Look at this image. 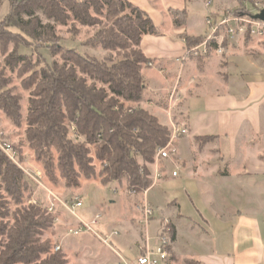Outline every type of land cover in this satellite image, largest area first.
Here are the masks:
<instances>
[{"label":"trees","instance_id":"trees-1","mask_svg":"<svg viewBox=\"0 0 264 264\" xmlns=\"http://www.w3.org/2000/svg\"><path fill=\"white\" fill-rule=\"evenodd\" d=\"M237 1L245 8L243 0ZM37 7L56 23L66 25L72 18L84 26L97 25L99 20L91 13L101 16L106 10V18L113 25L101 28L91 44L83 46L101 47L115 54L98 60L58 45L51 53L62 61L48 62L44 58L45 65L38 69L30 56L9 52L7 63L13 69L22 64L20 73L29 74L24 86L34 88L26 139L37 161L54 182L59 173L68 188L79 187L82 178L97 177L104 185L125 179L129 190H147L153 183L151 166L156 152L170 138V129L140 106L146 92L142 69L149 62L140 44L142 33L153 31L151 18L127 0H13L10 13L0 24V50L4 54L17 37L28 43L27 48L32 47L28 37L43 43L38 36V19L28 24L19 21L22 12L32 17ZM126 8L132 16L125 14ZM234 14L254 18L245 11ZM204 40L205 37L186 38L188 48ZM51 42L49 39L44 43ZM87 78L93 84L89 85ZM10 84L0 69V109L20 126L21 99ZM71 124L83 142L71 138ZM212 139L196 141L206 143ZM95 161L100 164L99 172ZM28 180L0 149V264H69L63 253L54 250L51 239L45 238V233L54 227L57 211L50 212L41 201L16 212L9 208L5 194L21 204L29 190Z\"/></svg>","mask_w":264,"mask_h":264},{"label":"crops","instance_id":"crops-1","mask_svg":"<svg viewBox=\"0 0 264 264\" xmlns=\"http://www.w3.org/2000/svg\"><path fill=\"white\" fill-rule=\"evenodd\" d=\"M127 1L153 23L140 44L153 64L142 69L140 106L189 130L172 159L151 166L153 181L161 172L147 195L153 222L167 214L172 223L165 264H264V39L226 38L223 55L190 58L186 38H206L208 18L220 21L226 3L187 16L189 0Z\"/></svg>","mask_w":264,"mask_h":264},{"label":"rangeland","instance_id":"rangeland-1","mask_svg":"<svg viewBox=\"0 0 264 264\" xmlns=\"http://www.w3.org/2000/svg\"><path fill=\"white\" fill-rule=\"evenodd\" d=\"M209 1H211L212 4L210 7H206ZM214 1L215 0H189L190 4L187 16L189 14L209 16L216 9L217 4L214 3ZM234 1L236 2L237 0ZM243 1L245 2L246 0ZM12 2L13 0H0V24L10 13ZM218 2L226 3L223 8L229 12L239 10L253 15L257 14L259 8L264 5V1L259 0L258 2H253V4H248L245 8L240 6L237 2L236 7H231L233 5L229 3L228 0H218ZM256 3L260 4L259 8L255 6ZM236 4L234 3V5ZM26 6L28 7L27 4ZM33 10L35 11L32 17L29 16L27 12H22L20 15L21 20L19 19V21L28 24L31 20L35 21L38 19L40 23L37 29L39 31L38 36L42 37L43 43L34 41L28 37L32 47L27 48L28 43L20 37H17L15 42L10 43L7 54H4L0 50V69L3 70L5 76L10 80V88L13 93L21 99L20 103L23 116L21 125L17 126L0 109V149L5 153V145H10L15 150V159L17 163L13 162L9 157L8 158L15 163L29 179V190L25 191L24 199L21 204H16L14 200L5 194L9 202V208L12 212H16L24 208V206H30L29 202L32 199L37 200V202L41 201L47 207L53 203L58 214L57 217L59 218V222L54 224V227L45 233V238L51 239L55 251L57 246L61 247L59 251L65 255L69 264H117L120 261L118 253L125 261L124 264H138L137 258L139 256V248L143 245L145 239L144 228L139 223L141 214L138 210V207L144 200V191L131 195L125 179L104 185L97 177L91 179L82 178L79 187L68 188L64 180L60 178V174L57 173L55 177L56 181L54 182L53 177L50 175L48 176L44 170V165L37 161L35 153L30 148L26 139V131L28 128L27 117L32 91L34 90V88L27 89L24 86L25 79L29 77V74L23 76L19 71L22 64L13 69L11 65L7 63L6 59L9 52L16 51L18 54L30 56L32 65L40 69L45 65L44 58H46L48 62L62 61L59 55L51 53V50L53 51L55 46L58 45L69 49H76L98 60H104L109 56L115 57L114 52L105 51L101 47L83 46L85 43L91 44L90 41L95 37L96 33L101 28L111 27L113 22L107 20L106 10L104 15L101 16L95 15L94 12L91 13L92 16H95L99 20V23L95 26H84L72 18L68 20L66 25H62L48 19L39 7ZM184 13H186V11H184ZM125 14L132 16L131 10L128 8H126ZM34 26L35 25L31 28H34ZM23 28L25 30H30V27ZM49 39H51L52 42L49 43V45L45 44V40ZM40 56H43V58H40ZM87 80L89 85L93 84L92 80L89 78H87ZM97 86L102 87L100 83H97ZM70 136L77 142L84 141V138L77 134L74 124H71ZM6 156L8 155L6 154ZM95 165L97 172H99V162L95 161ZM26 170L30 173H34V170H41L43 172V177L37 181L33 180L26 174ZM76 198L84 202V206L76 212L84 221L91 222L96 215H101V219L98 223L93 225L95 233L104 236H108L115 230L120 233L119 237L113 240V242L116 240L118 244L116 247L113 242L111 246L106 245L91 233H83L79 236L70 234V230L77 226V218L71 215L64 204L71 206ZM148 202L150 203L149 199ZM161 216L162 220L164 218L171 219L170 215L167 214H161ZM160 217L157 218L155 223L152 222V236L155 234L158 224H160ZM9 222L11 224L14 222L13 217L10 218ZM185 264L194 263L191 261Z\"/></svg>","mask_w":264,"mask_h":264},{"label":"built area","instance_id":"built-area-1","mask_svg":"<svg viewBox=\"0 0 264 264\" xmlns=\"http://www.w3.org/2000/svg\"><path fill=\"white\" fill-rule=\"evenodd\" d=\"M212 4L209 1L206 7H210ZM257 8L260 7L259 3H256ZM264 8V5L259 8V11ZM258 11V12H259ZM207 25L211 29V33L205 38V40L194 46L187 51V56L190 58H207L213 53L221 56L225 52L224 43L226 38L229 40H234L238 37L250 36L251 38H261L264 39V22L255 20L251 17L244 15H235L234 12H226L224 17L220 21H214L212 18H208ZM150 67L153 64H148ZM189 134L188 128L184 125H178L172 123L170 127V138L166 146L161 147L157 150L155 156V163L159 164L162 160H170L177 153L176 142ZM5 153L8 157L15 163L16 152L10 145H5ZM34 173H30L26 170V174L33 180L42 179L43 172L41 170H34ZM173 176H177V172L173 173ZM161 178V172L159 169L156 170L153 184L150 188L144 191L143 203L138 207L141 214L140 224L144 228L145 239L143 245L139 248V256L137 258L138 264H165L170 256V249L172 245V230H171V220L169 218H164L158 224L155 234L151 235V226L155 216V211L148 202L147 195L149 191L155 187L157 181ZM131 195L137 194L134 190H129ZM30 205H38L37 200L32 199ZM65 208L77 218V226L70 230V234L79 236L83 233H91L98 237L106 245L111 246L113 240L119 237L120 233L118 231H112L108 236L100 235L95 233L93 225L97 224L101 219V215L98 214L91 222L84 221L79 217L76 212L78 209L84 206V202L76 198L74 202L69 206L64 204ZM50 212H55V205L52 203L48 206ZM59 222V218L55 219V224ZM153 242V244H152ZM61 250L60 246L56 247V251ZM120 261L117 264H124L125 261L118 253Z\"/></svg>","mask_w":264,"mask_h":264},{"label":"water","instance_id":"water-1","mask_svg":"<svg viewBox=\"0 0 264 264\" xmlns=\"http://www.w3.org/2000/svg\"><path fill=\"white\" fill-rule=\"evenodd\" d=\"M253 19L264 22V8L255 14Z\"/></svg>","mask_w":264,"mask_h":264}]
</instances>
